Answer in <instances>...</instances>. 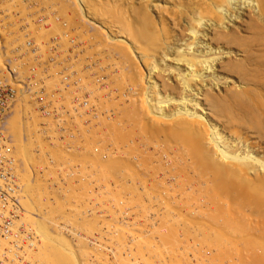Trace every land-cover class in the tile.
I'll list each match as a JSON object with an SVG mask.
<instances>
[{
    "label": "bare ground",
    "instance_id": "bare-ground-1",
    "mask_svg": "<svg viewBox=\"0 0 264 264\" xmlns=\"http://www.w3.org/2000/svg\"><path fill=\"white\" fill-rule=\"evenodd\" d=\"M157 1L0 0V264H264V0Z\"/></svg>",
    "mask_w": 264,
    "mask_h": 264
},
{
    "label": "built area",
    "instance_id": "built-area-1",
    "mask_svg": "<svg viewBox=\"0 0 264 264\" xmlns=\"http://www.w3.org/2000/svg\"><path fill=\"white\" fill-rule=\"evenodd\" d=\"M6 66H7V69L4 72L0 73V123L5 121V115H7L14 108V105L17 101L16 97L18 95V92L21 93L25 90H28L29 88V86H26V89H23L25 84L21 82H18L15 85L19 87V88H16L12 84V81H13L12 78L15 75V72L11 70L8 65ZM7 75L9 76L11 81H9ZM26 81L31 82V79H26ZM13 93L15 97L12 96ZM35 102H37L40 105V109H41L40 112L42 114H45L43 113V111H45L46 109L44 108V105L41 104L42 102L40 101V98L35 99ZM7 163L9 164V161H7ZM9 174L12 175L10 170L6 168V163L3 160H1V157H0V185L5 186L4 188L0 189V220H3L4 222L1 226L3 231L7 230L5 225H9L11 223L10 218L15 217V211L12 208L17 205V198L13 194L10 195V193L6 189V186L10 184V180L13 183L15 182L14 176L12 175L11 177ZM7 209H8V212H7ZM20 230L21 229H19V231ZM3 233L8 234V232H3Z\"/></svg>",
    "mask_w": 264,
    "mask_h": 264
},
{
    "label": "rangeland",
    "instance_id": "rangeland-1",
    "mask_svg": "<svg viewBox=\"0 0 264 264\" xmlns=\"http://www.w3.org/2000/svg\"><path fill=\"white\" fill-rule=\"evenodd\" d=\"M163 1H164V3H163V2H158V1H157V4H159V5H161V6L167 5V4H166L167 1H166V0H163ZM168 5H169V4H168ZM169 9H170V10H174V9H171V8H169ZM38 15L40 16V14H38ZM36 16H37V14H36ZM10 29H11V28H10ZM29 40H31V39H29ZM29 40H28V41H29ZM28 41H27V42H28ZM32 42H33V41H32ZM33 44H34V42H33ZM34 45H35V44H34ZM201 47H202V46H201ZM1 50H2V49H1ZM169 58H170V57H169ZM171 62H173V61H171ZM171 62H170L169 64H170V65H173V63H171ZM7 64H8V63H7ZM7 64H6V65H7ZM9 65H10V63H9ZM174 66H175V64H174ZM174 66H173V67H174ZM141 69H142V68H141ZM142 73H143L144 77L147 76V74H148V72H147V70H146L145 68L142 70ZM145 74H146V75H145ZM216 74H217V73H216ZM166 75H167V74H166ZM218 76H219V77H222V75H221V76L218 75ZM166 78H167V77H166ZM168 78H169V77H168ZM171 78L173 79V80H171V81H175L174 79L176 78V82H178V80H177L178 78H177L176 76H174V74L171 76ZM19 81H20V80H19ZM212 87H213L212 90L215 89V90H214V91H215L214 93H217V92L219 91V88H218L217 86H216V87H217V91H216V87H215V85H213ZM23 89H24V88H23ZM24 92H27V91H24ZM22 94H24V93H23V92H21V94L18 93L19 96H20V95L22 96ZM19 96H18V97H19ZM38 109H39V110H38ZM38 109H37V111H38V112L40 113V115H41L42 113L40 112V110H41L40 107H39ZM43 115H44V114H42L41 116H43ZM209 118H210V117H209ZM213 124H215V125L217 126L218 131L220 132L221 135L224 136V138L229 137L225 132H223V129H222V126H221L220 123L217 124L215 121H213ZM6 134H7V133H6ZM13 157H14V156H13ZM158 174L161 175V172L159 171ZM159 175H158V176H159ZM148 176H149V175L142 176L141 178L138 177L139 180L136 181V182H137L136 184H137V185H140V183H144V181H146V184L148 185V184H149V181H151V180L147 181L148 179L146 180V177H148ZM156 176H157V175H156ZM19 177L21 178V173H20ZM150 177H151V176H150ZM150 177H149V179H150ZM20 178H19L20 183H23V181H21L22 179H20ZM140 179H141V180H144V181L141 182ZM137 185H136V186H137ZM144 185H145V183H144ZM141 186H142V185H141ZM21 187H22V190H23V184H22ZM137 187H138V186H137ZM22 194H23V191L21 192V195H20V199H21V200H19L20 202L23 200V198H22V197H23ZM89 198L93 199L92 197H89ZM90 201H91V200H90ZM20 202H19V203H20ZM79 206H81V205H79ZM20 207H21L20 209H22V202H21V204H20ZM94 207H96V208H94V209H97V206H94ZM85 208L87 209L88 206L86 205ZM83 209H84V208H83ZM23 211H24V209H23L22 212H21V217H22V213H24ZM21 217H20V218H21ZM21 219H22V218H21ZM21 219H20V220H21ZM21 223H24V221H23V222L21 221ZM63 236H64V235H63ZM68 242H69V241H68ZM64 247H65V246H64ZM66 248H67V250L69 249L68 247H66ZM91 250L94 251V253L96 252L95 249H91ZM67 252L72 256V253H70V251H67ZM97 252H98V251H97ZM69 254L67 255V254L65 253L66 256L71 257ZM157 254H158V253H157ZM158 255L160 256V254H158ZM174 257H175V256H174ZM174 257H173V258H174ZM173 258H172V259H173ZM172 259H171V260H172ZM28 260H29L30 262H32V261H31L32 259L28 258ZM149 260H150V263H152V264L155 263V261H156V260H155V261L153 262V261H151V259H147V261H149ZM173 260H174V259H173ZM148 263H149V262H148ZM150 263H149V264H150ZM195 263H196V262H195ZM156 264H159V263L156 262Z\"/></svg>",
    "mask_w": 264,
    "mask_h": 264
}]
</instances>
